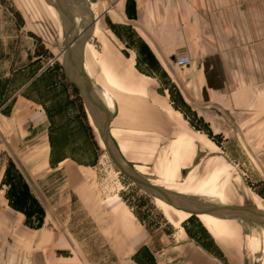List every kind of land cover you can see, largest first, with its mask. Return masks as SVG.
I'll return each instance as SVG.
<instances>
[{
  "label": "rangeland",
  "instance_id": "obj_1",
  "mask_svg": "<svg viewBox=\"0 0 264 264\" xmlns=\"http://www.w3.org/2000/svg\"><path fill=\"white\" fill-rule=\"evenodd\" d=\"M119 1L88 0L106 21L81 39L113 95L93 109L122 157L186 202L264 212V66L250 56L179 66V55H149L131 25L112 21ZM60 6L0 0V264H264L260 219L262 238L249 220L173 206L112 159L64 70L82 26ZM87 40L71 70L97 101Z\"/></svg>",
  "mask_w": 264,
  "mask_h": 264
},
{
  "label": "crops",
  "instance_id": "obj_2",
  "mask_svg": "<svg viewBox=\"0 0 264 264\" xmlns=\"http://www.w3.org/2000/svg\"><path fill=\"white\" fill-rule=\"evenodd\" d=\"M242 2L244 4H233V0H136V3L126 4V0H120L109 12L113 22L125 20L132 26L149 55L164 58H175L182 53L194 58L250 56L255 58L256 69L260 71L264 66V0H253L254 4ZM105 21L104 17H97L93 37L103 29ZM89 43L87 40L85 51L88 52L85 53H88L94 91H100L105 104L111 105V91L94 77L97 65L91 58L94 54L88 49ZM106 44L104 56H109L113 63L114 52H108L113 51V45L107 47Z\"/></svg>",
  "mask_w": 264,
  "mask_h": 264
},
{
  "label": "water",
  "instance_id": "obj_3",
  "mask_svg": "<svg viewBox=\"0 0 264 264\" xmlns=\"http://www.w3.org/2000/svg\"><path fill=\"white\" fill-rule=\"evenodd\" d=\"M96 22V18H93L92 23L94 25V23ZM90 24V25H91ZM88 26V31L90 33H92V28L93 26ZM74 40V39H73ZM73 40H70L69 43L66 45V49L68 50L67 56H66V60L64 63V70L66 72L67 77L80 89V91L82 92L88 109L91 113L92 119L94 124L96 125L97 129L99 130V133L104 141V143L106 144L109 153L112 157V159L118 164V166L141 188H143L145 191L149 192L150 194L156 196L157 198H161L162 200L168 202L169 204L176 206L178 208H182L185 210H191V211H195V212H205V213H210V214H215V215H220V216H224V217H229V218H237V219H248V218H256V219H260V220H264V212L263 211H259V210H255L252 208H236L234 211L229 212V214L226 213L225 210H213L210 208H206L200 205H197L196 203L193 202H186L184 200H181L173 195H170L166 192H163L161 190H158L157 188H155L154 186H152L151 184L147 183L146 181H144L134 170V168L129 165L125 159L122 157L121 153L119 152L118 148L116 147V145L114 144V142L112 141V139L110 138L108 132L106 131L105 128H103L98 121V116L96 115L94 109H92L91 104L93 103L92 98L90 97L92 94L90 92V90L88 88H86L85 86H83L80 82L76 81L73 78L72 75V67H71V62L74 59V57H76L78 55V50L81 46H83L86 42V38H82L78 43L77 46L75 48H71V45L73 44ZM175 198V200H173ZM253 211V212H251ZM256 213V214H252V213Z\"/></svg>",
  "mask_w": 264,
  "mask_h": 264
},
{
  "label": "bare ground",
  "instance_id": "obj_4",
  "mask_svg": "<svg viewBox=\"0 0 264 264\" xmlns=\"http://www.w3.org/2000/svg\"><path fill=\"white\" fill-rule=\"evenodd\" d=\"M60 1V3H61V5H62V9H63V11H64V13L63 14H65L66 13V15H67V17H69V18H71V17H73V22H75L74 24L76 25H79V24H81V28L82 29H80V32L78 31V33L75 35L74 34V36H72V39H70V40H73L72 42H73V44H72V46H71V48H74L75 46H76V43H78L80 40H77L78 38H80L81 39V37H82V35L84 34V33H86V31H88V26L92 23V20H93V18H95V9H94V7L92 6V4H88L87 3V1L88 0H81V2L82 3H80L79 4V2L77 1V0H68L71 4H68V2H67V0H59ZM83 22V23H82ZM79 23V24H78ZM73 25V24H72ZM83 25H84V27H83ZM90 26H93V27H91L92 28V34H93V30L95 31L96 30V26H95V23H94V25L93 24H91ZM88 27V28H87ZM80 28V27H79ZM88 33V32H87ZM74 37H76V38H74ZM80 48H82V46L80 47ZM79 48V49H80ZM82 55V54H81ZM80 56V55H79ZM75 58V57H74ZM77 58V57H76ZM82 58V57H81ZM82 62H83V60H82ZM85 69H86V67H85ZM86 72H88L87 71V69H86ZM82 84V83H81ZM83 85V84H82ZM97 85H99V84H97ZM84 86V85H83ZM97 87V86H96ZM94 89V88H93ZM108 93V92H107ZM95 94H96V97H97V101H96V99L94 100L93 98H92V104H91V106H92V109H93V107H95V106H99V108H100V110H101V107L103 108V105H104V98H103V94L100 92V91H97V90H95ZM90 97H92V96H90ZM106 98V97H105ZM97 104V105H96ZM96 113V112H95ZM97 116H98V121H99V124L103 127V128H105L106 127V125L104 124V122H103V120L101 121L100 120V118H99V114H96ZM103 119V118H102ZM147 174V173H146ZM173 200H175V198L173 199ZM248 209V208H247ZM255 210H257V209H255ZM251 212H253V211H251ZM252 214H255V212L254 213H252ZM249 220V228H250V230H251V233H252V235H254L255 234V232H256V229H258L259 230V234H260V238H262L263 237V235H262V232H261V230H260V227H259V225H257V223H256V221H255V218L253 217V218H248V219H244V221H248ZM262 221V223H263V227H264V220H261ZM256 235V234H255Z\"/></svg>",
  "mask_w": 264,
  "mask_h": 264
},
{
  "label": "built area",
  "instance_id": "obj_5",
  "mask_svg": "<svg viewBox=\"0 0 264 264\" xmlns=\"http://www.w3.org/2000/svg\"><path fill=\"white\" fill-rule=\"evenodd\" d=\"M176 63L179 66H185L189 63H191V57L188 55H179L176 59Z\"/></svg>",
  "mask_w": 264,
  "mask_h": 264
}]
</instances>
